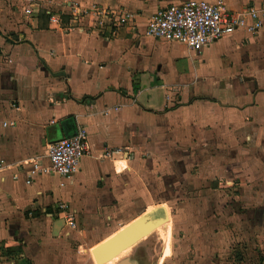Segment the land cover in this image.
Wrapping results in <instances>:
<instances>
[{"label": "crops", "instance_id": "0c3cea01", "mask_svg": "<svg viewBox=\"0 0 264 264\" xmlns=\"http://www.w3.org/2000/svg\"><path fill=\"white\" fill-rule=\"evenodd\" d=\"M183 1L0 0V159L7 164L0 169V264H53L64 232L55 226L56 203L85 221L115 206L140 162L161 170L164 183L193 172L209 181L202 190L236 198L218 203L223 210L210 217L232 228L194 237L198 264H234L225 260L228 241L264 240V23L255 36L235 31L200 52L146 35L153 12ZM222 1L237 13L264 7V0ZM92 5L132 18L110 37L99 35L87 19H72V6ZM30 6L33 14H25ZM79 126L90 146L79 170L27 183L24 161L46 163V146ZM118 147L122 154L103 155Z\"/></svg>", "mask_w": 264, "mask_h": 264}, {"label": "rangeland", "instance_id": "374dc122", "mask_svg": "<svg viewBox=\"0 0 264 264\" xmlns=\"http://www.w3.org/2000/svg\"><path fill=\"white\" fill-rule=\"evenodd\" d=\"M191 173L179 183H164L161 170L153 171L140 162L136 169L137 178L131 183L123 182L121 192H117L120 198L115 201V206L97 209L85 221L77 219L74 230L59 234L57 249L52 247L56 251L52 256L53 264H123L126 260L131 264H198L194 256V237H211L218 230L232 228L230 223L211 224L210 217L211 214L215 215L216 210H223L216 206L218 203L236 198H232V192L214 195L202 190L209 181L195 178L196 175ZM231 209L235 213L246 212L242 211L241 205L235 204ZM144 214L162 216L163 219L154 227L146 226L144 231H148L147 234L129 247L121 258L114 260L111 257L105 263L99 262L94 246L138 223L139 219H134ZM217 242L220 244V241ZM15 248L14 251L7 249L8 255L15 254ZM227 249L229 254L225 260L234 264H261L259 262L264 260V240L259 243L257 239L238 238L228 241Z\"/></svg>", "mask_w": 264, "mask_h": 264}, {"label": "built area", "instance_id": "2783aa9c", "mask_svg": "<svg viewBox=\"0 0 264 264\" xmlns=\"http://www.w3.org/2000/svg\"><path fill=\"white\" fill-rule=\"evenodd\" d=\"M71 8L72 19L76 21L85 18L88 27L97 34L108 37L132 18L131 13L116 12L99 5L82 9L77 6ZM24 12L33 14V6L25 8ZM263 23L264 7L249 6L244 13H237L228 10L222 0H186L160 7L153 12L147 19L145 33L153 39L180 43L188 51L200 52L235 31L255 36ZM74 28L69 26L68 30ZM123 151L119 147L105 149L103 155L111 157L113 153L122 154ZM89 154L88 132L85 127L79 126L74 134L61 137L46 146V163L40 156L24 161L29 165L26 182L29 183L36 174L57 175L61 179L72 176L79 170L81 158ZM5 166V161L0 159V169ZM53 211L54 216L63 221L64 231H72L77 227L74 211L67 203L57 202Z\"/></svg>", "mask_w": 264, "mask_h": 264}, {"label": "water", "instance_id": "95a60500", "mask_svg": "<svg viewBox=\"0 0 264 264\" xmlns=\"http://www.w3.org/2000/svg\"><path fill=\"white\" fill-rule=\"evenodd\" d=\"M161 219H163L161 216H150L149 214L142 215L136 226H134L135 224H131L117 236L111 237L100 244L97 247L96 259L99 262L105 263L125 248L138 243L146 235H144L145 227L148 225L154 227ZM55 226L61 228L63 226V221L58 220Z\"/></svg>", "mask_w": 264, "mask_h": 264}, {"label": "bare ground", "instance_id": "6f19581e", "mask_svg": "<svg viewBox=\"0 0 264 264\" xmlns=\"http://www.w3.org/2000/svg\"><path fill=\"white\" fill-rule=\"evenodd\" d=\"M159 222H160V221H159ZM134 224H135L134 226H136L137 223H134ZM118 234H120V233H118ZM146 234H147V233H146ZM113 236H114V235H113ZM110 237H112V235H111ZM108 239H109V237H108ZM108 239H107V240H108ZM107 240H106V241H107ZM104 242H105V241H104ZM166 245H167V244H166ZM97 246H99V245H95L94 247H96V249H97ZM166 247H167V246H166ZM125 249H126V248H125ZM164 249H165V247H164ZM94 250H95V248H94ZM91 252H92V251H91ZM118 254H119V253H118ZM118 254H117V255H118ZM115 257H116V256H115ZM112 258H114V257H112ZM120 258H121V257H120ZM110 259H111V258H110ZM123 264H131V262L126 260V262H124Z\"/></svg>", "mask_w": 264, "mask_h": 264}, {"label": "flooded vegetation", "instance_id": "af4514ba", "mask_svg": "<svg viewBox=\"0 0 264 264\" xmlns=\"http://www.w3.org/2000/svg\"><path fill=\"white\" fill-rule=\"evenodd\" d=\"M113 261V260H112Z\"/></svg>", "mask_w": 264, "mask_h": 264}]
</instances>
